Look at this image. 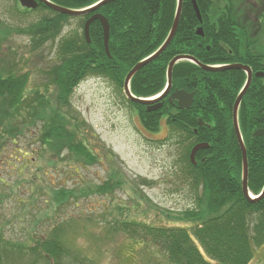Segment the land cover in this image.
<instances>
[{"label":"trees","instance_id":"trees-1","mask_svg":"<svg viewBox=\"0 0 264 264\" xmlns=\"http://www.w3.org/2000/svg\"><path fill=\"white\" fill-rule=\"evenodd\" d=\"M50 1L79 9L98 0ZM176 1L113 0L96 9L94 12L101 13L108 21L109 56L105 51L103 28L98 19L89 24L90 41L84 36V23L93 12L72 16L42 5L41 8L53 16L25 28L32 39V50L48 39H55L61 24L68 18H80L81 31L70 32L58 39L57 61L44 70L48 83L43 92H28V73L15 74L11 69H0V145L4 138L13 140L26 128H33L43 150L47 151V147L56 152L66 149L68 153L76 154L78 159L80 155L91 162L94 155L88 149V141L79 138V126L70 124L59 107L66 104L73 88L90 75L104 76L120 89L129 69L155 51L166 38ZM196 2L202 17L201 24L205 26L204 36L195 33L200 23L191 0H182L173 39L158 59L143 65L131 78L130 90L134 95L149 97L159 93L166 84L167 65L178 53L190 54L203 63L212 56H223L219 42L229 39L230 27L237 24L233 7L228 5L223 14L210 18L213 0ZM260 6L255 8L257 12L264 9V0H260ZM22 9L24 12L32 11ZM261 17L258 21L264 25ZM207 46L210 50L206 49ZM255 66L260 67L261 64ZM211 74L190 61H179L172 69L171 89H196L195 103L191 109L177 110L164 100L158 109V119L154 112L140 111L147 130L156 131L161 117H165L168 126L188 140L210 141L212 146L198 152L195 165H187L186 176L190 178L197 200L193 207L182 211L176 221L188 223L189 226H154L135 221L119 223L122 230L135 235L140 231L141 236L163 249L169 264H247L254 255L255 247L264 243V196L250 201L242 192L241 154L231 129L229 112L219 110L214 105V93L218 92L217 95L222 98L227 95L221 87L217 92H211L208 98L204 92L206 85L214 87ZM52 89L56 90V108L48 98ZM199 118L203 122H214V125L210 128L200 126ZM239 122L247 150V186L252 194L257 195L264 185V137L253 138L251 133L256 127L264 126V87L260 81H256L245 96L239 110ZM107 187H102L104 190H98V193H103ZM74 195L64 190L57 192L60 201L69 200ZM58 229L60 227L52 230L45 240H39L37 247L30 250L34 252L41 248L47 261H51L49 264L54 259L56 264H60L63 256L73 258L80 264H92L79 258L71 247L64 244L56 235Z\"/></svg>","mask_w":264,"mask_h":264},{"label":"rangeland","instance_id":"rangeland-1","mask_svg":"<svg viewBox=\"0 0 264 264\" xmlns=\"http://www.w3.org/2000/svg\"><path fill=\"white\" fill-rule=\"evenodd\" d=\"M228 5L239 28L245 26L250 49H262L264 25L258 18L263 14L264 24V9H255L261 7L260 0H213L210 18L223 14ZM51 16L43 9L24 12L16 1L0 0V69L28 73V92L44 91L48 83L44 70L57 61L58 39L81 31L80 18H68L55 39L32 50L25 28ZM48 98L56 108V90ZM59 108L70 124L79 126V138L88 141L93 160L87 162L80 155L78 159L66 149L43 150L33 128L2 140L0 264H49L41 248L34 252L30 248L59 227L56 235L85 262L169 264L163 249L140 231L135 235L122 230L119 223L189 226L176 218L197 200L186 176L193 138L168 126L165 117L156 131L147 130L123 86L119 89L104 76L82 79ZM105 186L108 189L98 193ZM63 190L75 195L60 201L57 192ZM60 264L80 263L63 256ZM247 264H264V243L255 247Z\"/></svg>","mask_w":264,"mask_h":264},{"label":"flooded vegetation","instance_id":"flooded-vegetation-1","mask_svg":"<svg viewBox=\"0 0 264 264\" xmlns=\"http://www.w3.org/2000/svg\"><path fill=\"white\" fill-rule=\"evenodd\" d=\"M36 1H37V5L35 8H27V9H29V10H31V9H35V10L36 9H42L41 8L42 5H45V4L39 0H36ZM199 26L202 27L203 34L199 35L200 37H202V36H204L205 26L202 25L201 23L197 27H199ZM215 26L218 27L217 25H215ZM243 27H245V26H242V28H239L238 24L232 25L230 27V35L231 36L229 37V39L225 40V42H222V41L219 42L220 44H222L221 47H222L223 56H212L208 59L207 62H204V63L197 59L198 62H200L201 64L207 65V66L212 67V68H216V70L203 69L200 66H198L192 60L183 59V60H179V61H190L191 63H193V64L197 65L199 68H201L203 71L212 73L210 78L212 77L211 82H214V87H211L210 85H208V87H207V85H206L204 88L205 95L208 98L210 93L211 92H217L219 87H221L223 89V91L225 92V95H227V96L225 98H222L221 96L217 95L218 92L214 93L213 94L214 95L213 97L215 98L214 105H216L215 108H217L219 110H228L230 125H231V129L233 131V135H234L235 139H236V136H235V132H234L233 118H232L233 107H234V103H235V100H236L238 94L244 88V86L246 84V80H247V71L245 69L239 68L237 66L241 65V66H245V67L249 68V70L251 72L250 82H249V84L245 90V93L243 94V96L241 98V101H240L239 106H238V111H237L238 126L240 129V133L242 135L244 144H245V138L243 136V132H242V129L240 127V122H239V110L241 109V106L244 102L245 96H247L248 92H250L252 90V86L254 85V83L256 81H260L264 87V76H256L255 75L258 72L264 73V48L261 49L260 46L259 47L256 46L255 49H250V47H249L250 45L247 42H245L247 38H246V35L244 34ZM240 32L242 34V37H241V35L239 36ZM195 33H196V30H195ZM206 49L210 50V47L207 46ZM182 54L183 53H178V55H182ZM183 55H185V54H183ZM188 55L192 56L190 54H188ZM192 57H194V56H192ZM216 57H220L222 59H216ZM156 59H158V57ZM257 64H261V66L260 67L255 66ZM175 90H179V89H170V92L172 93ZM195 90L187 91L188 93L193 94L192 103L190 104V106L188 108H183V109L179 108L178 102L176 99H173L172 101L169 102L168 96H169L170 92L168 94H166V96H164V98H162V100L160 101L161 106L164 103L163 101L167 100L169 103H171L173 105L174 109H177V110H186L187 109V110H189V109H191V107L195 103V94H196ZM235 90H236V92H235ZM154 95L157 98L158 92H156ZM138 105H140V107H138L139 111L146 110L147 112H154L157 119H158V109H159L158 108V99L155 102L148 104V105L139 104V103H138ZM155 105H157V107L155 109L148 110V107L152 108ZM161 106H160V108H161ZM202 108H207V107L203 106ZM198 124L200 126L205 125L206 127L210 128L212 125H214V122H203L199 118ZM260 129H264V126L256 127V129L254 131H252L251 136L253 138L264 137V135L253 136V132H255L256 130H260ZM194 131L196 133V129H194ZM236 142H237V140H236ZM199 144H205L206 146L196 150L194 152L193 158H191V153H192L193 148ZM237 144H238V142H237ZM191 145L192 146L190 148L188 156H189L191 163L194 165L197 162L196 155H198V152L204 151V150L212 147V146H210L211 145L210 141L209 142H196L194 139H193V142ZM238 147H239V145H238ZM239 150H240V148H239ZM246 152H247V150H246ZM240 154H241V151H240ZM240 169L242 172V162H241Z\"/></svg>","mask_w":264,"mask_h":264},{"label":"water","instance_id":"water-1","mask_svg":"<svg viewBox=\"0 0 264 264\" xmlns=\"http://www.w3.org/2000/svg\"><path fill=\"white\" fill-rule=\"evenodd\" d=\"M39 1H42L44 4H46L51 9H53L57 12L64 13L67 15L79 16V15H83V14L88 13V12H93L91 14V16H89V18L84 23V26H83L84 36L87 39V41H89V24L93 20L98 19L102 25V28H103V42H104L105 51H106L108 56L110 55L109 50H108V30H109L108 21L101 13L94 12V11L96 9H98L101 5H103L107 2L113 1V0H100L95 5L89 6V7L83 8V9H72V8L63 7V6L57 5L53 2H50L48 0H39ZM18 2L20 3L21 6H24L27 8H35L37 5L36 0H18ZM191 3H192V6H193V9L195 11L197 19L201 23L202 18H201V14H200L196 0H191ZM181 6H182V0H177L176 10L174 13L173 21H172L169 32H168L165 40L163 41V43L149 57L138 61L125 75V78L123 81V90H124V94L128 100H130L132 102L139 103V104L148 105V104L155 102L158 99V108H159L161 106V103H159L160 100L162 98H164V96H166V94H168L170 92L171 80H172V69H173V66L179 60H183V59L192 60L198 66H200L203 69L216 70V68H212V67H209L207 65L201 64L200 62H198V60L195 57H192L189 55H176L169 61L168 65H167L165 90L160 95H158L157 98L156 97L152 98V99L140 98V97L134 96L130 92V90H129L130 79L135 75V73L143 65H145V64L151 62L152 60L156 59L166 49V47L169 45L170 41L173 39V37L176 33V30H177L178 23H179V18H180V14H181ZM196 34L197 35L203 34L201 26L196 28ZM237 67L243 68L247 71L246 84H245L244 88L242 89V91L238 94V96L235 100L234 107H233V113H232L234 132H235L236 140L238 142V145H239V148L241 151V162H242L241 189H242L244 196L248 200L256 201V200H259L260 198H262L264 196V185H263V187L260 191V194L258 196H252L248 190V186H247V178H248L247 153H246V147L244 145L242 135L240 133V129L238 126V118H237L238 106H239L241 98H242L243 94L245 93V90H246V88L250 82L251 72H250L249 68H247L245 66L238 65ZM255 75L256 76H264V73L258 72ZM192 96H193L192 93H188L184 89H179V90L173 91L172 93H169L168 100L170 102L173 99H176L178 102V107L183 109V108H188L190 106V104L192 103ZM156 107H157V105H155L152 108L148 107V110L155 109ZM260 135H264V129L256 130L255 132H253V136H260ZM205 146H206L205 144L196 145L192 150L191 158H193L194 152L196 150H198L199 148H203Z\"/></svg>","mask_w":264,"mask_h":264}]
</instances>
